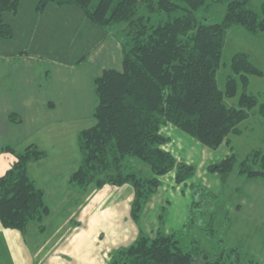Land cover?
Here are the masks:
<instances>
[{
	"label": "trees",
	"instance_id": "trees-1",
	"mask_svg": "<svg viewBox=\"0 0 264 264\" xmlns=\"http://www.w3.org/2000/svg\"><path fill=\"white\" fill-rule=\"evenodd\" d=\"M20 1L0 0L1 38L14 34L2 13L16 14ZM224 1L222 19L202 23L195 11L206 8L207 0H36V12L49 3L69 4L98 26L124 23L121 67H106L93 78L94 122L77 134L81 158L68 176V188L83 194L90 185L127 184L132 189L130 215L138 223L144 204L161 184L160 176L175 169V182L182 183L196 171L193 163L163 148L169 138L160 131L161 125L171 123L202 145L217 149L222 143L229 145L230 134L241 133L239 124L251 109L257 106L256 112L264 116V102L246 90L249 76L263 74L248 53L231 56L223 89L216 80L227 29L239 26L251 34L264 32V2L257 11L248 0ZM177 10L182 13L172 15ZM154 13L167 17L154 23ZM239 85L237 105H227L225 99L235 96ZM8 119L19 122L20 116L10 112ZM2 150L12 153L15 161L0 175L1 225L25 233L30 224H37L44 231L50 208L28 165L45 158L46 151L34 143L19 150L6 145ZM135 158L147 164L152 175L134 165ZM208 167L220 174L222 182L233 171L264 181V153L259 148L243 158L231 148ZM182 229L166 233L159 226L152 232L140 227L128 245L109 253L108 264H260L251 253L221 239L214 253L185 247L179 238Z\"/></svg>",
	"mask_w": 264,
	"mask_h": 264
},
{
	"label": "rangeland",
	"instance_id": "rangeland-1",
	"mask_svg": "<svg viewBox=\"0 0 264 264\" xmlns=\"http://www.w3.org/2000/svg\"><path fill=\"white\" fill-rule=\"evenodd\" d=\"M263 2L264 0H248V5L259 11ZM207 3L208 6L206 8L201 7L195 11L197 18L202 23L220 21L225 11L226 2L224 0L219 2L207 0ZM35 5L36 0H21L16 14L12 12L2 13L4 21L13 25L14 36L11 38L0 37V54L8 55L10 58V60L7 59L8 62L14 61V64H18V60L21 61L22 59L28 62L38 61V66L35 68L31 66L29 70L31 72L34 69L38 71L39 68L44 70V66H46L49 73L56 74L57 89L60 88L59 79L64 76L61 84L64 85L66 93L63 94L62 92V98L73 100L76 111L73 114L64 115L67 116L66 119L68 120L65 124L66 126L57 122L45 123L54 114L41 113V118H47L39 131L38 129L32 130L33 127L30 128L29 131H32L33 134L28 140H25V135L27 137L29 134L26 121L24 126L26 133L24 136L21 133L18 137L10 136L9 132L12 129L21 127H16L12 122L6 121L5 114L12 110L17 115L20 112L17 113V110H14L17 108V98L10 93L7 94L5 87H3L2 92H0V142L2 141V144L10 143L17 150L32 141L45 140V143H47L42 146V149L49 153V158L46 160L40 159L43 161L33 165L35 167H32L29 171L36 183L43 188L45 197L51 203L52 210L44 218L43 224L49 230H53L59 225L63 229L69 230L70 225L66 223V220L69 221V216L73 215L72 223H77L76 227H80L86 232L93 230L102 232L101 235L107 238V243L116 242L112 249L117 246L128 245L138 235L140 227L145 232H152L153 229L159 226L166 233L174 229L183 228L180 231L181 235H179V238L185 247L198 246L201 250H208L214 253L221 239L228 245L250 251L249 253L255 257L257 256V258L261 255L264 260V230L258 226L256 227V224L253 226V224L249 223L246 226L247 221L244 219L242 223L240 220H233L235 224L231 225L232 228L238 229L242 227V231H236L234 236L231 233L229 237L225 234V230L231 223L228 222L227 218H235V216L240 214L248 219L247 203L243 204L241 213H235V210H232V205L236 204L237 199L235 192L243 193L242 190L246 185L242 183L241 179L230 180L228 181L229 185H223L224 189L221 194L216 195L218 192L215 189L221 185L219 183L220 174L210 170L208 166L201 167L199 164L202 148H206L208 152L213 154V158L207 165L219 161L230 153L231 148L240 158L258 148L264 153V116L256 112L257 106L251 109L249 117L239 124L241 133L230 134L229 145L222 143L217 149H210L202 145L192 136L171 123L166 126L165 124L161 125L160 131L166 135L171 133L168 132L167 126H171L185 136L183 137L184 139H181L175 132H172L169 134V140L163 144V148L169 146L174 149V153H176L175 151H181L183 158H187L186 154L183 155V152L186 153L191 150L192 153L190 155L193 157L192 161L195 163L196 171L182 183L175 182V169L160 176L161 184L144 204L138 223H135L131 218L130 202L129 204L123 203L126 190L118 189L116 186L105 185L103 188H97L94 185H90L85 194L86 196L82 197L85 202H90L88 204L89 217L86 219H84V210L80 212L78 208H69L63 205V197H67L63 194L64 192L67 193L68 190L66 184L63 186L64 181L67 183V174L78 166L81 158L77 133L94 122L92 110L97 98L90 77L98 75L104 67H121V43L125 41L123 35L124 23H117L108 27L98 26L92 23L84 15L83 11L75 5L49 3L42 12H36ZM144 10L143 7L140 8L141 12ZM181 13V10H177L172 15H180ZM166 17L167 15L164 13L151 15L154 23L166 19ZM102 41H106L104 45L99 48L96 47ZM109 43H112V48L116 46L117 50H113L114 48L110 49L109 46L111 44ZM20 49L27 50L31 56L23 58V56L18 55L17 51ZM90 49H93L94 53L88 58L89 66H72L67 71L54 69L55 62H75L89 53ZM236 52L248 53L250 60L262 70L263 74L261 76H249V84L246 90L255 94L259 103L264 102V32L251 34L239 26H232L227 29L222 48L221 66L216 73L217 84L221 89L224 88L226 76L231 72L229 67L230 58ZM37 56H41V58ZM241 90L242 88L239 85L237 94L225 99L226 104L236 106ZM48 94L50 95V93ZM41 98L40 100H43V96ZM21 105L19 104V106ZM59 132L62 133L57 137L60 134ZM45 137H48V139H45ZM50 139L51 142H49ZM188 142H190L189 147ZM66 145L69 150L71 146L72 153L66 148ZM62 147L65 148V155H70V160L64 159L65 155L58 156V152ZM74 150L76 154H73ZM133 163L138 168H141L144 174L152 175L147 164L136 158L133 159ZM231 174H235L236 178H238L236 171ZM255 180L262 181L264 184L262 179ZM124 186L128 187L123 188H131L127 184ZM235 186L239 187L240 190H234ZM246 192L244 191L241 195L245 196ZM57 199L59 200L56 204ZM79 200H82L81 197L76 200V204L79 203ZM196 202L198 203L195 204ZM184 207L187 211L186 221L179 224L181 219L177 216L172 218L170 213L181 211L183 214ZM108 213L111 215L109 216ZM161 213L163 214V220L159 218ZM213 214H215V217L212 220V224L210 217ZM168 216L170 217L168 218ZM77 218L80 221L84 220L79 223ZM35 225L37 224H30L29 231ZM72 226L75 225L71 224ZM125 230L129 237L123 238L122 234L126 232ZM132 235L134 236L131 239Z\"/></svg>",
	"mask_w": 264,
	"mask_h": 264
},
{
	"label": "crops",
	"instance_id": "crops-1",
	"mask_svg": "<svg viewBox=\"0 0 264 264\" xmlns=\"http://www.w3.org/2000/svg\"><path fill=\"white\" fill-rule=\"evenodd\" d=\"M11 24V23H10ZM12 25V24H11ZM13 27V25H12ZM14 31V28H13ZM14 36V34H13ZM105 40V39H104ZM106 41H102V43H99L96 47H100L104 45ZM109 46V48H112V43ZM122 44V43H121ZM114 48V49H113ZM113 50H117L116 46H113ZM94 53L93 49H90L89 53L82 56L80 59H78L75 62H67L63 63L60 61L55 62L54 69H64L68 70L70 67H82V66H89L88 58L90 55ZM18 55L23 56V58H26L27 56L30 57L31 55L28 54V51L25 49H20L17 51ZM6 55V54H5ZM38 58H41V56H37ZM10 60L9 56L4 54H0V92H2V88L5 87V92L8 94L15 96L17 98V108L14 110H17L18 115L20 116L19 122H13L8 119V113L14 112L8 111L5 114V119L8 122H12L14 126H19L21 128L12 129L9 132L10 136L18 137L21 133L22 136L25 135V121L27 123V127L30 130L31 127H33L32 130L38 129L42 127L45 118H41V113H49L54 114L50 118L47 119L45 123H53L57 122L58 124L63 123L64 126L68 122L66 119L67 116H64L65 114H73V112L76 111L75 106L73 105V100L62 98V92L63 94L66 93V89L64 88V85L61 84L62 80H64V76H62L60 80V88L57 89V78L56 74L49 73V71L46 69V66L43 68H39L37 70H33L31 72V66L33 68L38 66V61H30L28 62L25 59H22L21 61L18 60V64H14V61L8 62ZM91 65V64H90ZM106 68V67H104ZM103 68V69H104ZM102 69V70H103ZM62 71V70H61ZM101 72V71H100ZM95 76L92 75L91 83H93V78ZM93 85V84H92ZM58 91V92H57ZM46 93V94H45ZM50 93V95L48 94ZM41 96H43V100ZM19 104H22L19 106ZM77 107V105H76ZM16 112V111H15ZM4 113V111H3ZM71 117V116H70ZM69 117V118H70ZM169 125L168 123L165 124ZM168 132H175L177 136H179L181 139H184L182 134L180 132H177V130H174L171 126H167ZM79 132V131H78ZM60 134L57 135L59 137L62 132H59ZM163 133V132H162ZM166 135L168 138L170 137L169 134ZM33 132L29 131V134L25 135V140H28L30 136H32ZM78 134V133H77ZM45 139H48V137H45ZM51 142V139L49 140ZM30 143L36 144L40 149H42V146L47 144L45 143V140L43 141H32ZM28 143V144H30ZM188 142V147H189ZM26 144V145H28ZM196 144V143H195ZM6 145H10V143L2 144V141L0 142V175L4 174V172L13 164L15 161V157L10 152H5L2 150V148ZM192 147L193 145L190 144ZM197 146V144H196ZM12 147V146H11ZM14 148V147H13ZM23 148V147H22ZM66 148L69 150V148L66 145ZM165 149L170 151L177 159L184 160L188 163H193V157H191L192 151H187L186 153L183 152V155L186 154L187 158H183L181 156V151H175L174 149H171L169 146H165ZM44 150V149H42ZM46 151V150H45ZM72 153V149L70 146V150ZM68 151V152H69ZM47 152V151H46ZM67 152V151H66ZM48 154L46 155L44 160H46L48 157ZM76 154L75 150L74 153ZM65 155V148L62 147L59 152L58 156ZM68 157V158H67ZM213 158V154L208 152L206 148H202L199 158V164L201 167L209 166L208 162ZM64 159L70 160V155H65ZM43 160H38L35 162H30L28 165V173L32 177L31 173L29 172L30 169L33 167V165H36V163H40ZM195 164V163H193ZM35 167V166H34ZM33 167V168H34ZM72 172V171H71ZM69 172L67 175L71 173ZM66 175V176H67ZM232 175V177H231ZM238 175V174H237ZM67 176V179H68ZM231 177V178H230ZM33 178V177H32ZM34 179V178H33ZM235 179H241L242 183L246 186L243 188L242 192H246V195L243 196L239 193L235 194L237 195L236 204L232 205V210H235V213H241L243 209V204L246 206V210L248 213V219L245 218L244 215H238L235 216V218H227L228 222L230 223V226L227 227L225 230V234L227 237H229L232 233H236V231H242V227L235 229L232 228L233 220H240L242 223V220H246V226L249 225V223L256 224L255 226L260 227L262 230H264V184L262 181L255 180V179H248L243 178V176H239L236 178L235 174H229L227 179L222 182L221 179L219 185L215 190L218 192L216 195L221 194V192L224 189V184L226 186L229 185L228 181L235 180ZM246 179V180H245ZM35 180V179H34ZM36 182V181H35ZM37 184V183H36ZM67 185L66 181H64V185ZM38 185V184H37ZM39 186V185H38ZM40 187V186H39ZM104 187V186H103ZM102 187V188H103ZM118 189H125V199L123 201L124 204L131 203L130 200H132V189L131 188H123L128 186H116ZM42 188V187H41ZM43 189V188H42ZM67 193L64 192L63 195L67 197L64 198V204L69 208H78L80 212L84 210V219L88 218V204L90 202H85L82 197H85L86 193L78 194L77 192L73 191L72 189L67 187ZM234 190L238 191L240 190L239 187L235 186ZM44 191V190H43ZM45 196V193H44ZM82 200H79V203L76 204V200L80 198ZM72 199V200H71ZM130 199V200H129ZM45 200L47 201L50 212H51V203L50 201L45 197ZM58 200H56V204L58 203ZM83 204V205H82ZM59 208V207H57ZM50 214V213H49ZM117 214V213H114ZM171 217H178L180 220V223H183L186 221L187 217V211L186 208H183V214L182 212H172L170 213ZM110 216L111 214L108 213ZM73 215L69 216V221L66 220V223H69L70 229L66 230L63 229L61 225L54 228L53 230H49L47 226H45L44 231H39L38 226L35 225L34 228L29 231V226L27 227V230L25 233H21L18 230L15 229H9L5 228L0 223V264H108V257L109 253L120 247H114L112 249V246L116 242L107 243V238H105L103 235H101L102 232H95V230L86 232L80 227H76L77 223H72L73 221ZM163 214L161 213L159 215V218L163 220ZM170 216H168L169 218ZM82 219V220H84ZM78 222L81 223L80 219L77 218ZM134 223V222H133ZM64 224V223H62ZM75 225V226H72ZM79 226V225H78ZM80 228V229H79ZM79 229V230H78ZM126 231V230H125ZM123 238L129 237V234L126 232H123L122 234ZM134 235L131 236V239ZM247 252H250L246 250ZM257 258V256H256ZM260 264H264V260L262 259L261 255L259 258H257Z\"/></svg>",
	"mask_w": 264,
	"mask_h": 264
}]
</instances>
